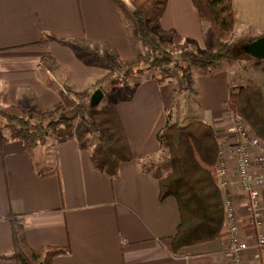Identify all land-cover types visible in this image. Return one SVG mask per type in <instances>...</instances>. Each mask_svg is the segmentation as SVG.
<instances>
[{
    "label": "crops",
    "instance_id": "obj_1",
    "mask_svg": "<svg viewBox=\"0 0 264 264\" xmlns=\"http://www.w3.org/2000/svg\"><path fill=\"white\" fill-rule=\"evenodd\" d=\"M232 1L235 34L263 35L264 0ZM160 27L179 32L202 50L206 49L211 32L209 24L201 21L192 0H168ZM46 35L67 42L42 41ZM76 45L97 51L101 58L94 61L82 56ZM140 54L147 56L148 48L131 15L129 2L0 0L3 105L53 110L62 101V90L90 89L109 70L111 59L131 61ZM234 67L217 66L211 73L192 70L180 116L185 120L201 119L215 127L223 159L229 166L230 185L226 194L237 207L240 237L248 244L241 263L264 264V248L261 258L255 257L258 247L248 211V195L238 179L233 154L235 138L229 132L235 120L227 104L230 84L236 82ZM257 67L249 74L264 91V69L260 68L263 65ZM131 90L129 99L122 96L115 100L135 159L123 162L115 178L96 170L90 150L79 146L78 138L84 133L82 125V131L77 125L74 136L61 144L55 139L47 146H38L43 166L36 161L46 175L36 172L22 141L10 140L3 146L0 255L10 254L13 248L12 225L7 215L15 212L25 215L26 237L32 248L48 245L71 248L68 254L56 257L54 264H232L227 221L225 236L186 246L177 253L172 251L170 237L180 223L178 203L173 197L159 201V182L143 169L140 159L153 156L158 160L161 155L157 134L166 124L167 115L172 114L174 119L177 116L174 85L159 84L153 77L142 75ZM186 109L192 116H184ZM250 133L255 136L252 130ZM87 135L92 148L102 133L93 131ZM251 149L254 155L259 153L258 144L253 143ZM253 170L259 171L260 166L254 164ZM261 199L264 202V186ZM0 264L16 262L0 259Z\"/></svg>",
    "mask_w": 264,
    "mask_h": 264
},
{
    "label": "trees",
    "instance_id": "obj_2",
    "mask_svg": "<svg viewBox=\"0 0 264 264\" xmlns=\"http://www.w3.org/2000/svg\"><path fill=\"white\" fill-rule=\"evenodd\" d=\"M192 1L201 21L210 26L206 49H200L195 41L184 38L175 30L160 27L168 0H128L148 55L140 54L131 61L114 57L109 62V71L96 80L90 92L62 90V101L53 110L0 103V151L10 140L22 141L34 169L42 174L35 160L38 146L46 143L50 135L56 137L57 144L73 137L79 120L84 128L83 135L78 138L79 146L90 150L96 170L117 177L121 164L135 159L118 101L112 99L111 94L112 100L100 105L113 91L118 77L130 80L147 73L159 84L173 83L176 93L178 90L182 93L190 89L189 77L194 69L211 73L222 60L240 62L245 57L255 58L245 51L244 45L264 34L235 37L236 17L232 0ZM45 40L67 42L53 35H46L42 41ZM97 89L103 92V97L98 105H92V95ZM229 89L227 104L235 119L232 123H246L249 133L252 130L264 142L262 85L230 84ZM131 95L132 90L125 99ZM181 110L182 103L176 97V119L172 114L167 115L166 124L157 134L161 146L159 159L153 156L140 159L143 169L159 182V201L173 197L178 203L180 223L170 237L174 253L226 234L224 195L217 177V169L223 160L221 142L211 123L201 119L185 120L180 116ZM93 131L102 135L90 148L91 138L87 134ZM148 167L159 171L152 172ZM24 216L15 212L7 215L12 225L13 248L10 254L0 255V259H12L16 264H54L56 257L71 251L69 246L32 248L26 237Z\"/></svg>",
    "mask_w": 264,
    "mask_h": 264
},
{
    "label": "built area",
    "instance_id": "obj_3",
    "mask_svg": "<svg viewBox=\"0 0 264 264\" xmlns=\"http://www.w3.org/2000/svg\"><path fill=\"white\" fill-rule=\"evenodd\" d=\"M229 132L235 134L238 139V145L235 147V161L238 168V179L244 192L248 195V210L251 215L252 225L257 230L256 245L264 247V202L261 199V187L264 186V145H261L259 139L251 135L248 131V125L241 121H236L230 127ZM256 143L259 145V153L253 154L251 145ZM223 161H225L223 159ZM260 166L259 171L253 170V165ZM217 176L221 186L228 188V170L224 163L219 165ZM225 198L226 221L228 222L229 235V254L232 264H242V253L248 248V244L240 238L238 233V210L233 201ZM257 258L261 257V253L255 254Z\"/></svg>",
    "mask_w": 264,
    "mask_h": 264
},
{
    "label": "rangeland",
    "instance_id": "obj_4",
    "mask_svg": "<svg viewBox=\"0 0 264 264\" xmlns=\"http://www.w3.org/2000/svg\"><path fill=\"white\" fill-rule=\"evenodd\" d=\"M125 1V3H123V4H126V2H128V0H124ZM239 36V33H236L235 34V37H238ZM79 46V45H78ZM80 47V46H79ZM79 50H80V52L82 53V54H84L87 58H90V59H93L94 61H97L99 58H101L99 55H98V52L97 51H90V50H88V49H85V48H79ZM225 65L226 66H228V68L230 67V66H235L234 67V69L236 68V74H235V79H236V82L234 81L233 82V84H235V85H241V84H247V83H255L256 81H255V79H253V78H251V76H250V72L252 71V70H257L258 69V65H263V67H260L261 69H264V57L263 58H250V57H245V58H243L240 62H231V61H229V60H222L220 63H219V65H218V67L219 68H223V67H225ZM109 69H110V67H109ZM109 71V70H108ZM107 71V72H108ZM106 72V73H107ZM248 72V73H247ZM105 73V74H106ZM105 74H103V75H105ZM102 75V76H103ZM143 75H148L147 73H145V74H143ZM101 76V77H102ZM142 77V75H139V76H136V77H133L132 79H130V80H128V79H126L125 77H123V76H120V77H118L117 79H116V86L113 88V91L110 93V94H107V96L104 98V100L100 103V105H103V104H105L106 102H109V101H111L112 99H116V98H120V97H122V96H125L126 94H128L130 91H131V89H132V85L133 84H135V82H136V80H138V79H140ZM126 81H128V84L126 85L125 83H126ZM96 82V81H95ZM94 82V83H95ZM175 82V81H174ZM94 84H92V86H93ZM175 88V87H174ZM66 90H72L70 87H68ZM83 90H86V91H88V92H90L91 90H92V87L90 88V89H83ZM73 91V90H72ZM188 91V90H187ZM180 91L178 90V92L176 93V91H175V93H176V97L181 101V103H182V101H183V98H184V91H182V93H179ZM112 94V99H111V97H110V95ZM185 96H186V94H185ZM190 96V95H189ZM189 96H188V99H189V101H190V103H192L193 102V100L191 99V96H190V98H189ZM187 98V97H186ZM188 101V102H189ZM187 106H188V103H187ZM189 106H191V105H189ZM195 110H196V108L194 109V112H195ZM192 116V113L188 110V109H186L185 110V113H184V116L185 117H187V116ZM234 123H231L230 124V126H229V129H230V127H232V125H233ZM77 125H79V127H78V130L79 131H82V127L80 126L81 125V122L78 120V124ZM234 135V137H233V139L235 138V134H233ZM51 136V135H50ZM56 139V137L53 135V136H51V137H49L48 139H47V142L46 143H44V144H42V146L44 147V146H47L48 144V142L49 143H51V142H53L54 140ZM235 146L233 147V154H234V150H235V147L238 145V139H235ZM40 146V145H39ZM235 155V154H234ZM41 155H40V153L37 151V149H36V155H35V160H39L40 161V163H41V165L43 166V162H42V160H41ZM222 163H224L225 165H226V167H227V170H228V185H230V178H229V166H228V163H227V161H221V163H220V165H222ZM149 166V165H148ZM149 169H150V171H152V172H154V171H159V169L158 168H152V167H148ZM237 170H238V168H237ZM218 177V176H217ZM219 179V178H218ZM219 185H220V187H221V189H222V193H223V195H224V206H225V198L226 197H229L227 194H226V190L227 189H224L222 186H221V183H220V180H219ZM229 199H231V197L229 198ZM249 211V210H248ZM225 219H226V211H225ZM253 230L255 231V234H257V230H256V228H253ZM229 233V232H228ZM238 233H239V235H240V227L238 226ZM229 235H230V233H229ZM241 238V237H240ZM264 247H258V251L257 252H260L261 253V250L263 249ZM256 252V253H257ZM256 257V256H255ZM261 258V257H260ZM260 258H257L256 257V259H260Z\"/></svg>",
    "mask_w": 264,
    "mask_h": 264
},
{
    "label": "water",
    "instance_id": "obj_5",
    "mask_svg": "<svg viewBox=\"0 0 264 264\" xmlns=\"http://www.w3.org/2000/svg\"><path fill=\"white\" fill-rule=\"evenodd\" d=\"M244 49L247 53L255 58L264 57V35L260 36L244 45ZM103 97V92L97 89L92 95V105H98Z\"/></svg>",
    "mask_w": 264,
    "mask_h": 264
}]
</instances>
